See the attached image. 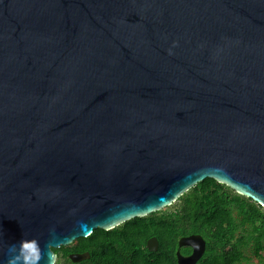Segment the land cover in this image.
<instances>
[{
	"label": "water",
	"instance_id": "1",
	"mask_svg": "<svg viewBox=\"0 0 264 264\" xmlns=\"http://www.w3.org/2000/svg\"><path fill=\"white\" fill-rule=\"evenodd\" d=\"M206 178L264 208V0H0V264ZM205 250L182 236L177 264Z\"/></svg>",
	"mask_w": 264,
	"mask_h": 264
},
{
	"label": "trees",
	"instance_id": "2",
	"mask_svg": "<svg viewBox=\"0 0 264 264\" xmlns=\"http://www.w3.org/2000/svg\"><path fill=\"white\" fill-rule=\"evenodd\" d=\"M170 206L109 230L97 228L53 249L55 264H177L178 240L190 234H200L206 242L196 264H264V208L255 201L206 178ZM151 236L159 241L155 252L146 246ZM72 252H88L90 257L73 262Z\"/></svg>",
	"mask_w": 264,
	"mask_h": 264
},
{
	"label": "flooded vegetation",
	"instance_id": "3",
	"mask_svg": "<svg viewBox=\"0 0 264 264\" xmlns=\"http://www.w3.org/2000/svg\"><path fill=\"white\" fill-rule=\"evenodd\" d=\"M190 251L188 252V253H184L183 251H182V248H181V252L184 254V255H189V254H191V252H192V249L190 248V247H187Z\"/></svg>",
	"mask_w": 264,
	"mask_h": 264
},
{
	"label": "rangeland",
	"instance_id": "4",
	"mask_svg": "<svg viewBox=\"0 0 264 264\" xmlns=\"http://www.w3.org/2000/svg\"><path fill=\"white\" fill-rule=\"evenodd\" d=\"M164 209H168V210H170V209H172V206L165 207Z\"/></svg>",
	"mask_w": 264,
	"mask_h": 264
}]
</instances>
